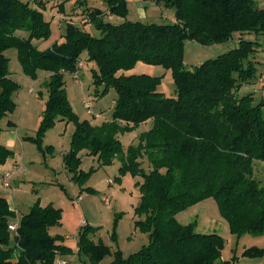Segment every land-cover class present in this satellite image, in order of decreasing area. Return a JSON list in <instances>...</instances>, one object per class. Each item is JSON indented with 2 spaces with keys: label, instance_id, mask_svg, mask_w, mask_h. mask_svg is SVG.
Wrapping results in <instances>:
<instances>
[{
  "label": "trees",
  "instance_id": "1",
  "mask_svg": "<svg viewBox=\"0 0 264 264\" xmlns=\"http://www.w3.org/2000/svg\"><path fill=\"white\" fill-rule=\"evenodd\" d=\"M50 1L0 0V122L16 107L14 94L19 83L9 72L10 59L5 54L15 47L27 75L50 72L44 81L48 98L38 138L57 121L74 124L70 150L63 154L72 178L83 181V150L103 166L118 158L121 172L129 170L143 178L138 182L141 197L135 208L143 218L135 224L148 233L150 242L126 258L118 251L109 264H218L225 246L223 236L198 232L195 222L182 224L177 218L179 212L209 197L216 199L232 233L264 235V185L253 174L254 162H264V95L258 102L253 93L239 95L244 84L260 83L264 70V41L260 38L264 35V2L155 0L175 9V21L166 24H111L95 10L92 20L102 29L101 36L68 23L63 43L40 49L32 39L52 33L45 15ZM103 2L110 12L127 11L126 0ZM237 32L238 46L186 68L187 40L212 44L227 41ZM245 33H253L255 38H244ZM81 60L90 66L97 94L110 88L117 92L112 119L99 125L81 119L68 98L66 74L78 79ZM139 61L170 68L176 95L158 90L160 76L119 73ZM99 86L104 87L103 92ZM148 120L153 125L140 134L138 144L125 148L120 135ZM12 155V149L0 139V162ZM16 212L0 190V264H58L65 260L62 255L72 248L63 235L50 232L61 223V207L53 203L29 207L20 214L14 231L9 225ZM97 229L86 223L79 234V248L93 262L112 252L94 238ZM244 254L263 257L264 248L250 247Z\"/></svg>",
  "mask_w": 264,
  "mask_h": 264
},
{
  "label": "rangeland",
  "instance_id": "2",
  "mask_svg": "<svg viewBox=\"0 0 264 264\" xmlns=\"http://www.w3.org/2000/svg\"><path fill=\"white\" fill-rule=\"evenodd\" d=\"M61 3H64L63 9L59 7ZM126 3V13H119L110 12L103 0H51L47 3L45 15L51 21L52 33L47 38H34L32 43L40 49H51L55 44L63 43L68 23L78 25L93 36H101L102 29L92 20L95 10L101 11L99 16H103V20L111 24L126 21L166 24L175 21V9L163 3L158 4L155 0H126ZM31 4L33 5L32 1ZM21 33L27 35L25 31ZM244 38H255V34L245 33ZM260 38L264 41V35ZM239 39L240 33L237 32L227 41L212 44L187 40L184 46V64L186 68L192 69L209 58L235 48ZM5 54L10 59L9 72L19 83V90L14 94L16 107L6 113L0 122V139L3 143L8 145L9 140L13 139L12 133L16 135L15 143L9 146L13 155L5 163L0 162V178L7 171L17 172L20 167L23 168L13 176L10 188L0 186L12 208L17 211L14 222L19 226L20 214L36 204L44 206L53 203L61 207V223L51 227L50 232L63 235L65 243L72 248L67 255H62L68 264H109L114 256L116 258L118 251L126 258L148 245V233L135 224L136 220L143 218L135 211L141 197L138 182H142L143 178L129 170L121 172V161L118 158L103 166L97 157L88 155L87 150H83L80 153L83 181L73 179L72 173L64 166L63 154L70 150L74 124L57 121L38 138L48 98L44 81L49 79L50 72L39 70L36 77L29 76L18 59L17 48H8ZM86 56L87 52L83 53V58ZM87 66L83 60L79 61L80 68L76 72L78 79L72 73L66 74L67 94L74 111L81 119H88L92 124L99 125L112 119L117 92L110 88L104 94H97L90 66ZM122 72L160 76L158 90L167 96L176 95L172 70L164 65L139 61L133 68L119 73ZM103 88L99 86L101 92ZM247 93H253L255 102H258L264 95V84H244L239 95ZM85 102L91 104L90 109L85 106ZM152 125L153 121L148 120L134 130L121 134L124 147L138 144L140 134L149 130ZM143 166L149 169L147 160H144ZM253 174L264 185V162H254ZM177 218L182 224L195 222L198 232H217L223 236L225 246L218 264H225V261L233 259L235 264H264V256L244 254V250L250 247L264 248V235L247 233L239 236L232 233L214 197L206 198L179 212ZM86 223L99 228L94 238L101 239L112 250L97 262H93L79 248V234ZM14 244L12 231L11 245Z\"/></svg>",
  "mask_w": 264,
  "mask_h": 264
},
{
  "label": "built area",
  "instance_id": "3",
  "mask_svg": "<svg viewBox=\"0 0 264 264\" xmlns=\"http://www.w3.org/2000/svg\"><path fill=\"white\" fill-rule=\"evenodd\" d=\"M80 67H83V66H80ZM260 84H262V85L264 84V70L262 72V75L260 76ZM85 106L90 109L91 104L88 103V102H85ZM22 170H23V168L20 167L19 168V171H17V172H14V171H7V172H5V174L2 175L1 178H0V186H3L4 188H10L11 187L10 182H11L13 176L16 175V174H18ZM107 201L109 202L108 199H107ZM9 228L11 230H14V231L17 230L18 223L14 222V221L11 222V224L9 225ZM59 264H68V262H67V260H61L59 262Z\"/></svg>",
  "mask_w": 264,
  "mask_h": 264
},
{
  "label": "crops",
  "instance_id": "4",
  "mask_svg": "<svg viewBox=\"0 0 264 264\" xmlns=\"http://www.w3.org/2000/svg\"><path fill=\"white\" fill-rule=\"evenodd\" d=\"M12 134H13V136H12L13 139L9 140L8 145L6 144L8 147L11 146L13 143H15L14 140H15V136H16V135H15L14 133H12ZM0 175H1V174H0ZM9 203H10V201H9ZM10 206L12 207V204H11V203H10Z\"/></svg>",
  "mask_w": 264,
  "mask_h": 264
}]
</instances>
